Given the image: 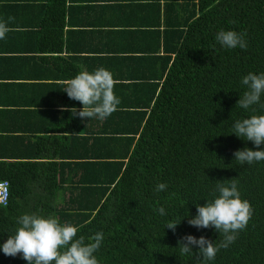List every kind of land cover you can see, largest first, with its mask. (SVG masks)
<instances>
[{"label":"trees","instance_id":"trees-1","mask_svg":"<svg viewBox=\"0 0 264 264\" xmlns=\"http://www.w3.org/2000/svg\"><path fill=\"white\" fill-rule=\"evenodd\" d=\"M117 1L120 23L143 12ZM141 1L155 47L85 72L60 55L59 5L0 30L8 52L51 54L0 50V74L75 80L0 100V264H264V0ZM41 112L28 134L21 114Z\"/></svg>","mask_w":264,"mask_h":264},{"label":"crops","instance_id":"crops-1","mask_svg":"<svg viewBox=\"0 0 264 264\" xmlns=\"http://www.w3.org/2000/svg\"><path fill=\"white\" fill-rule=\"evenodd\" d=\"M61 3V4H59ZM59 5L63 11L57 19L51 20L49 22L57 23L55 26L56 31L53 35L58 36V42L62 40L63 49L61 51V56H77L78 59H74V71L73 73H78L82 71H87L86 63L90 61L89 57H96L97 54H125V53H137V52H147L151 51L155 47V43L152 40H147L146 36L149 31L152 29V24L155 20V14L150 12L146 13L148 9L144 5V1L135 0L133 4H140L143 12L132 13L128 16V20L120 23L113 13L111 7L117 10V0H0V17L4 15L3 22H5V27L0 23V30H5L16 34L21 38L20 33L27 30V27L19 25V23H29L30 27L38 30L39 25H42V20L39 19L40 13L43 12L42 5ZM87 6H96L94 9H87ZM16 8L21 9V12L24 13L26 10L31 13L29 15H20L12 13L11 10ZM103 9L106 10L107 14L103 15ZM138 8V7H137ZM14 14L13 16H10ZM22 16V17H21ZM1 22V20H0ZM62 26L60 28V23ZM34 41V40H33ZM32 41V42H33ZM31 42V43H32ZM151 44H153L151 46ZM0 50H4L5 55L7 56H21V55H44L49 57L50 53H25L19 51H13V46L9 42L5 41V45L0 40ZM32 62V60H29ZM84 61V64H83ZM66 65V62H63ZM46 71L50 78H26L18 79L14 76H6V73L0 74V100H21V99H45L43 92H31L27 90H21L14 86H41L40 84H51V83H67L75 82V80L69 79L67 73L62 72V75H65L64 79H59L56 77L55 72H52L51 66ZM90 68V67H88ZM65 68H63V71ZM27 76V75H24ZM58 80V81H56ZM86 82V80H83ZM80 81V82H83ZM5 84H12L10 86H3ZM23 84V85H19ZM1 107V105H0ZM9 108H16L9 106ZM29 109H38L46 111V123L49 122V118L53 120V115H50V111L44 107H25ZM61 109V108H59ZM24 119L21 123L22 126H27L30 128L34 134V126L43 129V118L44 113L41 112L37 114L34 119V114L25 113L21 114ZM56 115V114H55ZM57 116V115H56ZM1 127V123H0ZM41 130H39V133ZM0 132H5L1 131ZM10 133V131L8 132ZM12 133H25L21 130L13 131ZM34 137H31L33 140ZM40 139H35L34 141H39ZM19 141V140H18ZM17 142L11 140L9 145H15Z\"/></svg>","mask_w":264,"mask_h":264},{"label":"built area","instance_id":"built-area-1","mask_svg":"<svg viewBox=\"0 0 264 264\" xmlns=\"http://www.w3.org/2000/svg\"><path fill=\"white\" fill-rule=\"evenodd\" d=\"M8 199V182L0 181V204L5 205Z\"/></svg>","mask_w":264,"mask_h":264}]
</instances>
